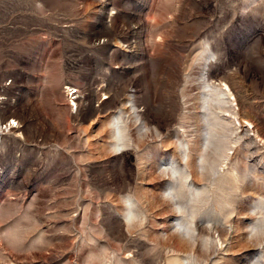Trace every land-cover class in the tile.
Masks as SVG:
<instances>
[{
  "label": "rangeland",
  "instance_id": "1",
  "mask_svg": "<svg viewBox=\"0 0 264 264\" xmlns=\"http://www.w3.org/2000/svg\"><path fill=\"white\" fill-rule=\"evenodd\" d=\"M263 232L264 0H0V264H264Z\"/></svg>",
  "mask_w": 264,
  "mask_h": 264
},
{
  "label": "bare ground",
  "instance_id": "2",
  "mask_svg": "<svg viewBox=\"0 0 264 264\" xmlns=\"http://www.w3.org/2000/svg\"><path fill=\"white\" fill-rule=\"evenodd\" d=\"M209 75L211 78H213L215 74L211 72V74L209 73ZM211 82H213V81H211ZM230 93H231V91H230ZM231 96H232V94H231ZM198 104H200V103H198ZM195 105L197 106V104H195ZM116 114H118V113H116ZM235 115L237 116V119H238L241 114H240V112H237V114H235ZM13 123H15V122H13ZM3 128L12 129V128H14V126L12 125V122H9L6 125H4ZM162 141L165 144L164 147L166 149V152H170L175 161H179V163L181 162V164H183V165L185 164V166L187 167V170H189V173H188L189 175L187 177V180L189 181V185H196L197 183H200V180H204V178H202V176H204V174H200L201 172L197 168V163H196L197 162L196 156L200 150V144L199 143L195 144V147H193V148H192V146L191 147L189 146L188 151L183 152L179 149V147L177 146L176 143H173V141L171 140V137L169 135H165V137H163ZM202 173H204V172H202ZM155 177H156V175L151 174L149 181L151 183L154 182L156 179ZM160 180H161V182H163L162 184L165 187H168L166 184V181H170V183L174 182V179L173 180L171 179V173L168 170L167 171L164 170L161 172ZM252 191H254V189H250V192H252ZM178 215H179V213H178ZM128 223H129L128 227H129V229H131L132 223L130 221ZM260 225L261 224L257 223V222L253 223L252 226L250 225L248 227V231L250 230L251 233L256 234L255 232H257L259 229L262 228V226L260 227ZM215 229L217 230V228H215ZM220 232H222V231H220ZM254 234H252V235H254ZM256 235H258V234H256ZM192 238L195 239L194 237H192ZM176 241H177L176 244L179 248L186 249V250H193V248H194V245L191 242V239H188L185 236H178ZM259 241H260V239H259ZM246 248H253V244L251 242L247 243Z\"/></svg>",
  "mask_w": 264,
  "mask_h": 264
},
{
  "label": "built area",
  "instance_id": "3",
  "mask_svg": "<svg viewBox=\"0 0 264 264\" xmlns=\"http://www.w3.org/2000/svg\"><path fill=\"white\" fill-rule=\"evenodd\" d=\"M69 90V96L73 99L76 100L77 97L79 96L78 91L75 89H68Z\"/></svg>",
  "mask_w": 264,
  "mask_h": 264
}]
</instances>
